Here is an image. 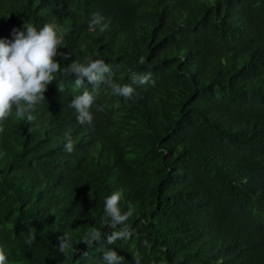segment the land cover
<instances>
[{"label":"trees","instance_id":"16d2710c","mask_svg":"<svg viewBox=\"0 0 264 264\" xmlns=\"http://www.w3.org/2000/svg\"><path fill=\"white\" fill-rule=\"evenodd\" d=\"M0 264H264V0H0Z\"/></svg>","mask_w":264,"mask_h":264}]
</instances>
